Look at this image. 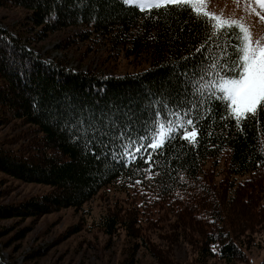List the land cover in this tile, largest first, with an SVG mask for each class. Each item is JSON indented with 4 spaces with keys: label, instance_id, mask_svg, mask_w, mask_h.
Returning a JSON list of instances; mask_svg holds the SVG:
<instances>
[{
    "label": "trees",
    "instance_id": "trees-1",
    "mask_svg": "<svg viewBox=\"0 0 264 264\" xmlns=\"http://www.w3.org/2000/svg\"><path fill=\"white\" fill-rule=\"evenodd\" d=\"M0 7L30 11L27 21L41 28L35 40L82 27L77 39L64 40L59 49L102 39L111 52L147 64L123 74L75 71L29 49L24 34L0 25V44L13 54L0 62V127L18 122L30 129V138L16 150L0 142V173L52 189L20 205L0 206V219L78 211L115 187L124 197L106 210L99 226L108 235L123 233L136 244L133 252L136 247L160 260L167 256L160 244L168 253L183 245L191 249L192 264H252L254 249L264 255V126L249 122L241 132L234 120L219 118L221 110L200 122L195 145H169L159 168L167 175L150 180L135 173V165L97 159L71 126L81 109L98 115L114 105L139 108L148 89L170 81L176 90L171 63L205 38L192 14L173 10L160 17L152 9L148 15L120 0H89L86 7H74L71 0H0ZM138 178L141 184H135ZM133 252L129 258L134 261ZM0 264L10 263L0 254Z\"/></svg>",
    "mask_w": 264,
    "mask_h": 264
},
{
    "label": "snow or ice",
    "instance_id": "snow-or-ice-1",
    "mask_svg": "<svg viewBox=\"0 0 264 264\" xmlns=\"http://www.w3.org/2000/svg\"><path fill=\"white\" fill-rule=\"evenodd\" d=\"M71 2L74 7H86L89 0ZM236 2L239 4L240 0ZM120 3L142 12L147 10L148 15L156 9L160 17L173 10L188 11L204 27L205 38L194 50L171 63L170 76L178 81L176 90L169 81L155 91H145L139 108L114 105L98 115L80 110L71 126L76 138L83 139L85 148L93 151L97 159L111 157L125 168L135 165V173L150 180L167 175L159 168L169 145L177 141L195 145L200 122L221 110L219 118L234 120L241 132L249 122L264 126V37L256 36L243 17H224L210 11L211 0ZM160 9L164 11L161 13ZM245 11L264 21V0H245ZM5 57L13 59L11 48L0 44V62ZM93 144L100 149L98 153ZM261 151L264 153V148ZM141 183V179L135 180V184Z\"/></svg>",
    "mask_w": 264,
    "mask_h": 264
},
{
    "label": "rangeland",
    "instance_id": "rangeland-1",
    "mask_svg": "<svg viewBox=\"0 0 264 264\" xmlns=\"http://www.w3.org/2000/svg\"><path fill=\"white\" fill-rule=\"evenodd\" d=\"M209 10L224 17H243L245 25L256 36L264 37V21L245 11V0H240L239 4L236 0H211ZM30 13L23 8L0 7V25L14 34H24L28 48L44 58L62 60L75 71L96 68L106 74H123L147 66L144 61L140 65L111 52L102 39H96L94 43L82 41L70 49H59L64 40L73 41L82 27L58 32L45 40H35L41 28L27 21ZM29 130L18 122L9 123L0 127V142L16 150L27 137L30 138L26 133ZM51 190L50 186L25 183L0 173V206L20 205ZM123 197L115 187H109L78 211L68 208L38 218L0 219V254L10 264H192L189 247H174L168 253L166 244H160L167 256L154 260L142 249L135 247L133 252L130 248L136 244L123 233L105 234L100 227V218ZM131 252L134 261L129 258ZM252 255V264H260L264 255L257 249ZM203 264L224 263L205 260Z\"/></svg>",
    "mask_w": 264,
    "mask_h": 264
}]
</instances>
